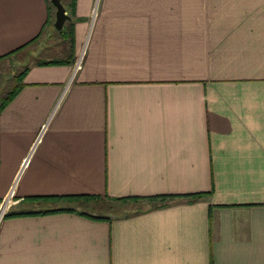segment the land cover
<instances>
[{
    "label": "crops",
    "instance_id": "1",
    "mask_svg": "<svg viewBox=\"0 0 264 264\" xmlns=\"http://www.w3.org/2000/svg\"><path fill=\"white\" fill-rule=\"evenodd\" d=\"M62 2L66 57L51 0H0V201L116 210L3 217L0 264H264V0Z\"/></svg>",
    "mask_w": 264,
    "mask_h": 264
},
{
    "label": "trees",
    "instance_id": "2",
    "mask_svg": "<svg viewBox=\"0 0 264 264\" xmlns=\"http://www.w3.org/2000/svg\"><path fill=\"white\" fill-rule=\"evenodd\" d=\"M72 4L74 5V2L72 1ZM63 31V30H62ZM67 62V61H66ZM61 63H65V61L63 59H53L51 61H48V64H61ZM25 73V71H23L22 73H20V77L21 79H23V74ZM18 89L12 91L9 96L4 100V102L2 103V105L0 106V110L3 108L4 105L7 104V102L17 93ZM208 194L207 192L205 193H195V194H191L190 196L192 198H200L204 195ZM72 198H77L79 200H84V201H91V200H101L103 199L102 197H100L99 195H38V196H31L29 197L30 200H34V201H40V202H46V203H50V207L44 208V209H40L38 211H29V212H7L6 215L4 216V218L7 217H11V216H15V215H25V214H48V213H56V212H74L77 211V209L75 207L72 206H63L60 205L58 206L57 204L60 203L61 201H69ZM140 197L137 196H129V197H120V198H116L115 200H120L122 202H138L140 199ZM150 201L153 200H159L162 201L161 205H165L168 199L170 198H176L175 195H156V196H149V197H144ZM88 208V207H87ZM94 212H90V211H85V210H80L78 211L80 214L82 215H86L90 218L93 219H108L109 217L105 216V214H101V211L96 210V207L93 208ZM97 212V213H96Z\"/></svg>",
    "mask_w": 264,
    "mask_h": 264
},
{
    "label": "rangeland",
    "instance_id": "3",
    "mask_svg": "<svg viewBox=\"0 0 264 264\" xmlns=\"http://www.w3.org/2000/svg\"><path fill=\"white\" fill-rule=\"evenodd\" d=\"M55 7V6H54ZM56 9V8H55ZM61 31L60 30H57L55 27H54V30H53V38L52 39H50V47L49 48H47L46 47V50H53L54 49V51L53 52H51V54H53V56H57V57H60L59 55H62V56H64V57H66V56H68V55H70L71 53H72V48H71V45H70V43L68 42V43H63L62 41H61V39H62V36H61ZM68 37L70 38V35H68ZM37 42H39V41H36V42H34V43H32V44H30V45H28V46H26V48L25 47H23V48H25V49H23L19 54H16L15 55V58H14V60H13V62H14V70L13 71H17V67L19 66L18 64L19 63H21L22 65H21V68L20 69H22L23 70V65L24 64H26L27 62H29L31 59V57H33V55H34V53L36 52L35 51V47H36V45H37ZM55 51H57V52H59V53H57V55L55 54L56 52ZM63 53V54H62ZM49 55H50V53H49ZM37 59V58H36ZM33 60V59H32ZM31 60V61H32ZM20 67V66H19ZM13 71L11 72V74H10V76H12V74H13ZM0 89H2V87H0ZM12 192H13V190H12ZM9 193V195L6 197V199H5V203H7V202H9V204L7 205V208L9 209L10 208V203H12L11 201L13 200V198L12 197H9V196H11L13 193ZM4 203V201L3 202H1L0 201V212H1V207L5 204ZM95 203H97L96 205H94V207H93V202H92V204H90L89 206H84V207H81V205L82 204H80V205H78V207L80 208L81 207V209L82 210H85V211H90V212H94L93 211V208H95L96 207V210H99V211H101V214H103V213H107V212H109L110 211V209H109V207L111 208L112 206L114 207V209H115V203L116 202H113V201H111V200H105L104 198L103 199H101V200H97ZM140 204H142L141 202L139 203H135V205H137V206H139ZM84 205V204H83ZM134 205V203L133 202H123V203H121V206H122V208L119 210L120 212H126V211H129V210H133V207H136ZM117 206H118V204H117ZM116 206V207H117ZM88 207V208H87ZM116 210V209H115ZM115 210H113L112 212H114ZM8 211V210H7ZM117 212H118V210H117ZM1 223V222H0Z\"/></svg>",
    "mask_w": 264,
    "mask_h": 264
},
{
    "label": "water",
    "instance_id": "4",
    "mask_svg": "<svg viewBox=\"0 0 264 264\" xmlns=\"http://www.w3.org/2000/svg\"><path fill=\"white\" fill-rule=\"evenodd\" d=\"M51 1L56 8V19L54 26L57 30H62L65 25V22L69 20L71 17L67 13V9L64 6L62 0H51Z\"/></svg>",
    "mask_w": 264,
    "mask_h": 264
},
{
    "label": "built area",
    "instance_id": "5",
    "mask_svg": "<svg viewBox=\"0 0 264 264\" xmlns=\"http://www.w3.org/2000/svg\"><path fill=\"white\" fill-rule=\"evenodd\" d=\"M82 58L83 56H80L78 59H77V62H76V69H80L82 67ZM5 203V202H4ZM9 204V202L5 203L2 207H1V212H0V221L3 219V217L5 216L8 208H7V205Z\"/></svg>",
    "mask_w": 264,
    "mask_h": 264
}]
</instances>
